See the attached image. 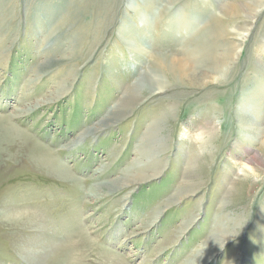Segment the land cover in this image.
Segmentation results:
<instances>
[{
	"label": "rangeland",
	"instance_id": "obj_1",
	"mask_svg": "<svg viewBox=\"0 0 264 264\" xmlns=\"http://www.w3.org/2000/svg\"><path fill=\"white\" fill-rule=\"evenodd\" d=\"M254 1L0 0V264H264ZM207 51L205 87L152 85Z\"/></svg>",
	"mask_w": 264,
	"mask_h": 264
},
{
	"label": "bare ground",
	"instance_id": "obj_2",
	"mask_svg": "<svg viewBox=\"0 0 264 264\" xmlns=\"http://www.w3.org/2000/svg\"><path fill=\"white\" fill-rule=\"evenodd\" d=\"M252 1L255 2L254 0H252ZM252 11H253V9H252ZM211 49H212V47L210 48V51H211ZM210 51H207L206 54L204 52L205 56H202L203 55L202 53L198 54L196 56L195 55H190L189 60H194V59L197 58L195 61L202 62L201 64H199V67H197L195 65H191L188 60H186V62H185V61H182L180 59L172 60L170 58H167L169 56H160L159 58H157V60H155V63H154V65L156 66L157 76L153 75L152 81H154V83H152V85L156 84L158 86L157 87L158 89L164 88L163 83H161V78L166 76V75H169V76H171L174 79V81L176 83H181L182 80H187V82L190 83L191 86H196L198 88L205 87L206 85H208V82H206V80L208 78H211L212 75L209 74L208 76L207 75H205V76L204 75L196 76V74L198 72V69L200 67H202L204 62L205 63H207V62L211 63V65H210L211 69H208V70H211L214 73V75L217 74V75L220 76L227 69L226 67L230 63H232V61L234 60L233 57H232L233 54H230V52L223 53L222 55H219L217 53V51L213 52V54ZM198 58L200 59V61L198 60ZM200 77H204V81L203 82H197V83L193 82L195 79H198ZM139 100H140L139 93L136 92V94L134 96H132V98L130 99V101L128 102L127 105L128 106H132L133 103H136ZM261 151L264 153V147L261 149ZM144 178H146L144 175L140 176L139 174H136V175L132 176L130 174L128 176V180H125V182L126 181H128L127 183H130V182H133V181L136 182V181H138L140 179H144ZM127 183H125V184H127Z\"/></svg>",
	"mask_w": 264,
	"mask_h": 264
},
{
	"label": "clouds",
	"instance_id": "obj_3",
	"mask_svg": "<svg viewBox=\"0 0 264 264\" xmlns=\"http://www.w3.org/2000/svg\"><path fill=\"white\" fill-rule=\"evenodd\" d=\"M222 123H223V121H222L221 119H219V118H217V119L215 120V122H214V127L216 128L217 131L220 130V127H221ZM185 131H187V130H185ZM209 134H210V133H209V130H208V129H206V128H198L197 130H195V131L192 133L191 142H192V143H196V144L203 143L206 139H208ZM181 137H182V138H187V137L185 136V133H184V132L181 133ZM241 166H242L243 168H247V167H249V166L247 165V163H245V162H241Z\"/></svg>",
	"mask_w": 264,
	"mask_h": 264
}]
</instances>
